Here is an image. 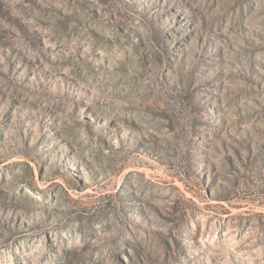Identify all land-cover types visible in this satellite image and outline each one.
Listing matches in <instances>:
<instances>
[{"label":"rangeland","instance_id":"374dc122","mask_svg":"<svg viewBox=\"0 0 264 264\" xmlns=\"http://www.w3.org/2000/svg\"><path fill=\"white\" fill-rule=\"evenodd\" d=\"M0 264H264V0H0Z\"/></svg>","mask_w":264,"mask_h":264}]
</instances>
